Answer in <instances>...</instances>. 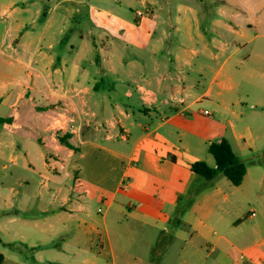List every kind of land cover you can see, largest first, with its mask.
<instances>
[{"label": "crops", "instance_id": "0c3cea01", "mask_svg": "<svg viewBox=\"0 0 264 264\" xmlns=\"http://www.w3.org/2000/svg\"><path fill=\"white\" fill-rule=\"evenodd\" d=\"M0 121L44 179L0 193L3 264H264V0H0ZM223 138L240 186L191 170Z\"/></svg>", "mask_w": 264, "mask_h": 264}, {"label": "rangeland", "instance_id": "374dc122", "mask_svg": "<svg viewBox=\"0 0 264 264\" xmlns=\"http://www.w3.org/2000/svg\"><path fill=\"white\" fill-rule=\"evenodd\" d=\"M174 1V0H173ZM187 2V0H185ZM96 26V23H94ZM73 29H76L75 27H78L77 30H75L76 33H79V30L83 31H88L91 29V24H83V25H72ZM169 45L175 44V42H171L170 40L167 41ZM246 50H244L242 53H239L238 55H235L229 62L226 64L225 71L227 70V67H229L232 64H235L238 60L244 59L246 55ZM200 60H203V57L201 55L195 56L193 59V62L197 65L200 64ZM224 59H221L220 63L212 62V66H216L219 68V66L222 64ZM205 76L200 77L198 74H195L193 77V82L197 83V87L199 88V91H202L206 87L207 80L204 78ZM240 77L238 75L237 77V82H239ZM13 89L10 87V90ZM222 98L221 99H234L235 94L226 90H222ZM238 91L240 94H242L243 97L247 96L250 99H257L258 95L261 93L260 89L254 84L250 83H244L242 86L238 87ZM16 98V96H14ZM13 98V99H14ZM0 129H2V122L0 121ZM51 153H54L51 151ZM26 154L28 155V158H32L37 154L36 151H33L30 149L29 152L25 151H20L19 148H15L9 150V151H4L0 147V193L3 195L7 189L14 187L15 190L19 191L20 190V185L19 182L16 181L17 178L25 176L29 177V180L31 182V190L32 191H37V189L40 187V182L44 183V179L40 177L38 171L40 170V166L31 167L27 168L26 170H21V168H18L19 166L14 165L13 162L10 161V158H13L14 156H20L23 155L26 157ZM9 158V159H8ZM21 162H19L20 164ZM7 164L8 167L4 168V165ZM12 174V175H11ZM32 179H35L37 182H33ZM33 182V183H32ZM2 206V207H1ZM5 206L3 205V201L0 198V252L4 254L7 258H10L12 256H16L17 253H19L21 256L27 257L26 260H30V255H32V250L24 248L20 243H17L15 241H11L12 238L10 235H12V232H5L2 230V215H1V208H4ZM9 264V263H7Z\"/></svg>", "mask_w": 264, "mask_h": 264}, {"label": "trees", "instance_id": "16d2710c", "mask_svg": "<svg viewBox=\"0 0 264 264\" xmlns=\"http://www.w3.org/2000/svg\"><path fill=\"white\" fill-rule=\"evenodd\" d=\"M208 152L215 160V167L205 161H198L192 164L191 170L206 180H213L218 174H222L234 186H240L247 166L234 152L231 143L226 138L214 141L209 145ZM4 260V254L0 252V264H3Z\"/></svg>", "mask_w": 264, "mask_h": 264}, {"label": "built area", "instance_id": "2783aa9c", "mask_svg": "<svg viewBox=\"0 0 264 264\" xmlns=\"http://www.w3.org/2000/svg\"><path fill=\"white\" fill-rule=\"evenodd\" d=\"M241 258H244V256L242 255ZM246 264H251V263H246Z\"/></svg>", "mask_w": 264, "mask_h": 264}]
</instances>
